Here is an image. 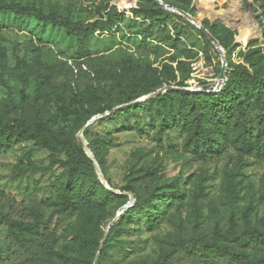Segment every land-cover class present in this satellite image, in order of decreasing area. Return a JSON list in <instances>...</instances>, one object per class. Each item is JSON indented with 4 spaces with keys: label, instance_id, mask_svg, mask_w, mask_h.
<instances>
[{
    "label": "rangeland",
    "instance_id": "obj_1",
    "mask_svg": "<svg viewBox=\"0 0 264 264\" xmlns=\"http://www.w3.org/2000/svg\"><path fill=\"white\" fill-rule=\"evenodd\" d=\"M160 2L0 0L107 24L80 39L29 14L0 17V124L24 121L57 143L0 151V213L46 218L69 194V165L88 172V200L31 264H94L105 232L97 264H188L162 255L177 240L226 232L231 216L238 230L264 228V150L239 142L235 120L241 109L253 134L264 120V0ZM221 88L211 105L202 92ZM201 133L219 152L200 147ZM128 202L129 215L118 214ZM8 234L0 224V264H17Z\"/></svg>",
    "mask_w": 264,
    "mask_h": 264
},
{
    "label": "trees",
    "instance_id": "obj_2",
    "mask_svg": "<svg viewBox=\"0 0 264 264\" xmlns=\"http://www.w3.org/2000/svg\"><path fill=\"white\" fill-rule=\"evenodd\" d=\"M12 12L32 15L46 23L63 28L69 36L80 39H87L88 35L93 34L94 30H107V24L101 21L89 22L84 26L81 23L72 21L68 16L51 12L43 14L34 7L25 6L20 8L7 4L0 5V17L9 16ZM201 34L206 42L211 44L206 35ZM202 93H208L212 105L223 96L224 88L215 92L203 91ZM175 100L179 103L182 102L180 97H176ZM213 116L214 125L220 128L223 122L222 115L214 112ZM89 119L90 117H87V120ZM235 120L241 126L240 134L243 136L242 141L239 140V142L245 144L248 149H251V146L254 145L255 150H264V120L260 121V128L255 134L246 127L241 109L237 111ZM200 136L203 143L200 147L204 151L207 153L219 152L218 143H215L208 134L201 133ZM22 139L34 140L51 150L57 149V143L55 144L51 136L47 135L38 126L24 121L0 124V151ZM69 156H72L71 152H69ZM69 166L67 172L69 194L65 199L54 202L55 208L48 217L32 218L25 214L0 213V224L4 225L9 232L8 254L17 264H31L38 255H49L59 241L64 222L77 210L80 200H88L89 195L84 190V181L88 179V172L73 164ZM102 188H104L103 185ZM121 189L125 192L131 191L128 186ZM132 207L133 205L129 206L123 212L129 215ZM142 210L146 222L150 224V213L145 208H142ZM105 248L106 244H103L100 252ZM166 258L188 264H264V228L253 229L246 223L242 230H238L234 218L231 216L230 225L226 232L222 233L218 228H215L211 239L194 236L177 240L171 250L163 253L162 259Z\"/></svg>",
    "mask_w": 264,
    "mask_h": 264
},
{
    "label": "water",
    "instance_id": "obj_3",
    "mask_svg": "<svg viewBox=\"0 0 264 264\" xmlns=\"http://www.w3.org/2000/svg\"><path fill=\"white\" fill-rule=\"evenodd\" d=\"M155 1H156L157 3H159V4H161L160 0H155ZM196 24H197V26L202 30V32L207 36V38H208L212 43H214V44H218L217 41H216V40H215V39L209 34V32L206 31V30L202 27V25L200 24V22H197ZM221 75H222V73H221ZM87 125H88V124H86V125L84 126V128L87 127ZM98 173H99V176H100L101 180L104 181V177H103V175L101 174V172L98 171ZM129 206H130V203H129V202L126 203V204H124V205L118 210L117 213H118V214L122 213V212H123L127 207H129ZM113 221H114V220H112L111 223H113ZM111 223H110V224H111ZM106 237H107V232L104 233V235H103V237H102V239H101V241H100V243H99V247H98V250H97V255H96V257H95L94 264H97V261H98V259H99V252H100V250L102 249V246H103V244H104V242H105Z\"/></svg>",
    "mask_w": 264,
    "mask_h": 264
},
{
    "label": "bare ground",
    "instance_id": "obj_4",
    "mask_svg": "<svg viewBox=\"0 0 264 264\" xmlns=\"http://www.w3.org/2000/svg\"><path fill=\"white\" fill-rule=\"evenodd\" d=\"M221 14V12L219 13ZM246 33L251 35H256L258 33L257 29L254 27L253 24L246 25Z\"/></svg>",
    "mask_w": 264,
    "mask_h": 264
},
{
    "label": "built area",
    "instance_id": "obj_5",
    "mask_svg": "<svg viewBox=\"0 0 264 264\" xmlns=\"http://www.w3.org/2000/svg\"><path fill=\"white\" fill-rule=\"evenodd\" d=\"M128 208V207H127Z\"/></svg>",
    "mask_w": 264,
    "mask_h": 264
}]
</instances>
